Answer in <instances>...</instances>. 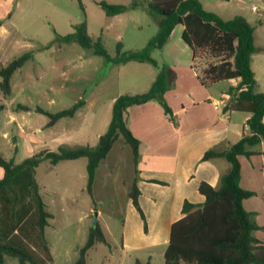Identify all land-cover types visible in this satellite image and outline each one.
<instances>
[{"label": "rangeland", "instance_id": "obj_1", "mask_svg": "<svg viewBox=\"0 0 264 264\" xmlns=\"http://www.w3.org/2000/svg\"><path fill=\"white\" fill-rule=\"evenodd\" d=\"M96 1L101 0H83L84 13L78 0H0V62L7 64L27 51L34 52V57L14 73L12 94L5 98L0 89V103L4 104L0 153L6 158L20 163L33 155L41 157L43 152L58 151L60 146L75 147L80 142V131L93 144L97 142L95 133L106 129L104 121L111 120L113 98L149 88L158 71L151 63L115 64L78 43L59 42L61 36L74 31V25L86 20L93 39H100L115 55L118 42L123 43V50L142 49L159 30L161 16L151 13L143 1L138 7L113 16L107 15ZM104 1L130 6L134 0ZM222 2L203 0L206 8H216ZM183 29V25H178L165 46L152 52L160 63L192 60V49L182 38ZM257 35L258 43L263 42L264 26L258 28ZM203 67L200 65V69ZM257 72L263 74L264 66L258 67ZM81 99L86 100L82 113L63 119L52 129L44 127L48 120L45 114L17 108L22 104L56 112ZM54 131H58L56 139L49 135ZM131 159L132 148L120 136L97 169L93 195L87 191L85 157L55 165L42 160L36 167L34 177L54 214L46 229L49 245L55 248L52 264H73L78 245L85 242L89 227L97 219L108 243H97L89 250L88 264H136L137 258L145 261L149 255L151 264H165L166 245L140 250L123 247L126 221L133 232L140 227L144 232V220L128 197L133 174ZM149 194L143 204L147 210ZM148 221L147 217V225ZM4 264L20 262L17 257L7 256Z\"/></svg>", "mask_w": 264, "mask_h": 264}, {"label": "trees", "instance_id": "obj_2", "mask_svg": "<svg viewBox=\"0 0 264 264\" xmlns=\"http://www.w3.org/2000/svg\"><path fill=\"white\" fill-rule=\"evenodd\" d=\"M142 1L151 13L161 16L158 32L142 49L123 50V43L118 42L116 54L111 55L100 39H93L86 20L59 38L60 43H78L115 64L123 65L130 61L151 63L158 69V74L147 91L125 93L115 99L109 127L96 145L60 146L58 151L43 152L41 157L33 155L20 163L0 153V166L4 169V176L0 179L1 264L7 256L17 257L20 264H52L46 229L54 214L49 211L34 177L40 162L49 160L55 165L62 160L87 158V190L93 195L97 169L120 136L131 146L135 165L136 175L128 197L144 220L147 231V217L140 203L142 192L138 185L141 141L129 127L126 114L131 106L157 100L165 114L174 120V112L164 98L174 72L168 64L155 59L152 52L165 46L178 25L184 27L182 38L192 49V67L197 70L201 83L208 87L238 79L237 84L229 88L231 98L224 109L249 112L251 117L248 119L249 133L238 142L226 150L209 149L203 155V159L224 156L231 162V167L221 175L218 187L207 181L200 183L199 191L205 196L204 202L184 201L183 216L171 225L165 264H264V242L255 236V231L261 226L255 219V213L244 206V200L255 193L242 185L239 158L240 155L249 157L255 154L248 147L264 141V92L258 90L252 69V56L256 52L255 27L242 15L222 18L218 13L205 9L202 0H134L130 6L104 0L96 3L107 15L113 16L138 7ZM78 2L85 13L83 0ZM33 57L34 52L27 51L7 64L0 62V89L5 98L12 94L14 73ZM202 64L204 67L200 69ZM84 104L81 99L56 112L22 104L17 108L35 109L45 114L48 116L46 126L51 127L63 118L75 116ZM3 109L4 104L0 103V115ZM97 243H108L98 219L91 226L73 264H88L89 250ZM136 264L151 262L137 259Z\"/></svg>", "mask_w": 264, "mask_h": 264}, {"label": "crops", "instance_id": "obj_3", "mask_svg": "<svg viewBox=\"0 0 264 264\" xmlns=\"http://www.w3.org/2000/svg\"><path fill=\"white\" fill-rule=\"evenodd\" d=\"M254 6L256 9L253 8ZM204 8L218 13L224 19L242 15L255 27L256 52L252 56V69L258 81V90L264 92V73L258 74L257 72L258 67L264 66V62H262L263 64L257 62V59L264 61V41L258 43L257 39L258 28L264 26L262 23L264 0H223L216 8H206L205 6ZM192 63L190 60L181 64L174 62L169 65L173 69L174 76L164 98L174 112V120L165 114L157 100L128 108L126 114L128 125L141 141L138 185L142 192L140 195L142 207L146 196L151 194H149V198L147 197L149 210L143 207L149 220L147 231L143 229L144 232H142L140 227L133 232L134 229L126 221L122 239L123 247L140 250L166 245L167 248L171 225L183 216L184 201L204 202L205 196L199 191L200 183L207 181L218 187L221 175L231 167V162L224 156L203 159L205 152L212 148L229 149L243 135L249 133L248 119L251 117L249 112L224 109L231 98L229 88L231 85L237 84L238 79L226 81L227 85H221L222 82H220L212 86H204L198 77L197 70L192 67ZM157 74L158 71L150 81L149 88ZM118 96L113 98L112 112L114 101ZM83 106L75 116L68 118L79 116L84 109ZM63 119L51 127L46 126L47 120L44 127L52 129L59 125ZM110 122L109 119L104 121V127L107 128L95 133L97 142L93 144L87 141L89 136L80 131L78 144L96 145L100 136L107 131ZM41 130L39 129V131ZM57 133L58 131H54L49 135L53 134V138L56 139ZM248 149L256 153L249 157L239 156L242 164V185L246 189L254 191L255 194L244 200V206L248 211L255 213V219L261 226L255 231V236L264 242V141L249 146ZM131 160L132 187L136 175L133 153ZM87 162L86 158V172ZM3 176L4 169L0 166V179ZM97 179L98 177L95 178L94 185ZM129 200L132 203L130 198ZM90 228L91 226L87 235ZM82 245L77 247V257ZM50 250L54 259L55 248L51 243ZM151 257L149 255L147 260H150Z\"/></svg>", "mask_w": 264, "mask_h": 264}, {"label": "built area", "instance_id": "obj_4", "mask_svg": "<svg viewBox=\"0 0 264 264\" xmlns=\"http://www.w3.org/2000/svg\"><path fill=\"white\" fill-rule=\"evenodd\" d=\"M253 8H254V9H256V7H255V6H254Z\"/></svg>", "mask_w": 264, "mask_h": 264}]
</instances>
